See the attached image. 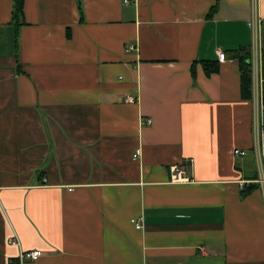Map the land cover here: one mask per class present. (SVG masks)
<instances>
[{
  "label": "crops",
  "instance_id": "1",
  "mask_svg": "<svg viewBox=\"0 0 264 264\" xmlns=\"http://www.w3.org/2000/svg\"><path fill=\"white\" fill-rule=\"evenodd\" d=\"M14 1L0 0V264L27 250L43 255L24 264H264L238 58L264 0H25L16 22ZM208 59L219 71L193 77ZM182 162L192 181L171 182Z\"/></svg>",
  "mask_w": 264,
  "mask_h": 264
},
{
  "label": "built area",
  "instance_id": "2",
  "mask_svg": "<svg viewBox=\"0 0 264 264\" xmlns=\"http://www.w3.org/2000/svg\"><path fill=\"white\" fill-rule=\"evenodd\" d=\"M129 0H125L128 2ZM256 3V0H253ZM250 26L252 27L253 33V41L250 45V57L247 62L249 63V75L251 76V97L250 102L253 105V145L252 151L255 156V162L257 165V173L258 178L255 179L260 186L264 189V76H263V57H264V47H263V38L261 30L264 26V20L259 19V17H254L250 22ZM135 44H128L126 46V51L135 50ZM226 58V53L223 49H218V59L220 62L224 61ZM128 101L134 102L136 98L133 96H128L126 99ZM143 122H150L149 120H145ZM140 151L138 150L135 157L138 156ZM249 154V150L245 148H235L234 155L245 157ZM192 161V160H191ZM186 172V164L182 163H174L170 167V180L174 183H183L192 181L193 178L187 176ZM254 180V181H255ZM254 181L247 180L242 181V187L248 183H253ZM132 222L135 224L137 229H141L144 227L143 217L140 215L139 217L133 218ZM10 244H19L20 241L16 236H12L9 238ZM42 250H27L21 251L19 254L18 264H24L27 259L32 261H36L41 258ZM17 264V263H16Z\"/></svg>",
  "mask_w": 264,
  "mask_h": 264
},
{
  "label": "trees",
  "instance_id": "3",
  "mask_svg": "<svg viewBox=\"0 0 264 264\" xmlns=\"http://www.w3.org/2000/svg\"><path fill=\"white\" fill-rule=\"evenodd\" d=\"M25 0H15L14 1V9H13V21H18L20 16L22 15L23 8H24ZM79 9L83 13V9L81 7V3L79 1ZM70 35V33H68ZM17 40V39H16ZM18 48H19V43L17 40L16 44V54H18ZM250 57V52L249 50H244L242 54L238 55L239 62H241V77H242V82H241V91L242 94L245 98L250 99L251 97V91H250V86H251V76L249 75V63L247 62L248 58ZM200 62L203 65L204 71L206 75H210L212 73L218 72L220 69V63L217 60H195L193 63V66L191 67V73L192 76H195L196 73V66L197 63Z\"/></svg>",
  "mask_w": 264,
  "mask_h": 264
},
{
  "label": "rangeland",
  "instance_id": "4",
  "mask_svg": "<svg viewBox=\"0 0 264 264\" xmlns=\"http://www.w3.org/2000/svg\"><path fill=\"white\" fill-rule=\"evenodd\" d=\"M261 33H262V38H263V47H264V26H263V28H262V30H261Z\"/></svg>",
  "mask_w": 264,
  "mask_h": 264
}]
</instances>
